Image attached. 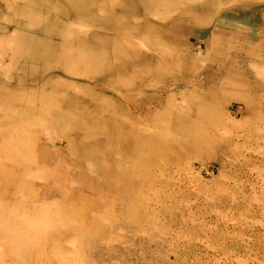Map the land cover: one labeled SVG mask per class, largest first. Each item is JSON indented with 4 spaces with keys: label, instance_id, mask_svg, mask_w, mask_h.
Here are the masks:
<instances>
[{
    "label": "rangeland",
    "instance_id": "1",
    "mask_svg": "<svg viewBox=\"0 0 264 264\" xmlns=\"http://www.w3.org/2000/svg\"><path fill=\"white\" fill-rule=\"evenodd\" d=\"M29 1L0 0V211L75 223L0 264L72 236L84 264H264V0Z\"/></svg>",
    "mask_w": 264,
    "mask_h": 264
},
{
    "label": "clouds",
    "instance_id": "2",
    "mask_svg": "<svg viewBox=\"0 0 264 264\" xmlns=\"http://www.w3.org/2000/svg\"><path fill=\"white\" fill-rule=\"evenodd\" d=\"M99 219L108 222L104 215L99 216ZM70 223L75 222L68 221L61 201L30 203L28 197L21 195L16 204L10 205L6 211H0V236L7 237L9 245L15 248L57 231L67 230ZM82 247L79 236L66 240L58 253L63 264H84ZM2 251L3 248H0Z\"/></svg>",
    "mask_w": 264,
    "mask_h": 264
},
{
    "label": "bare ground",
    "instance_id": "3",
    "mask_svg": "<svg viewBox=\"0 0 264 264\" xmlns=\"http://www.w3.org/2000/svg\"><path fill=\"white\" fill-rule=\"evenodd\" d=\"M34 1V0H33ZM32 1V2H33ZM28 2L30 3V1L28 0ZM58 4V3H57ZM34 5H35V7H37V8H39V7H42L41 6V4L39 3V1H34ZM11 8H12V6H11ZM19 7L18 6H15V9H13V10H17ZM42 9V8H41ZM50 11V10H49ZM62 12V11H61ZM60 13V12H59ZM31 21V20H30ZM54 24H55V22H53V21H51V22H49V24H48V29L46 30V31H43V34H42V36L39 38L38 37V39H34L33 37H31V33L30 32H26V30H25V33L24 34H26V35H24L23 37H22V43H23V45L25 46V47H37V46H40V45H42L43 43H44V41H46L47 39H46V36L45 35H50V33H51V31H50V27L52 28L53 26H54ZM3 31V30H2ZM29 31V30H28ZM0 33H1V31H0ZM45 34V35H44ZM45 48V47H44Z\"/></svg>",
    "mask_w": 264,
    "mask_h": 264
}]
</instances>
